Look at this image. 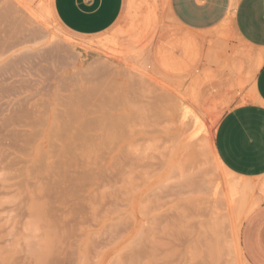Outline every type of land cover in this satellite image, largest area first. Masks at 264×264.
I'll list each match as a JSON object with an SVG mask.
<instances>
[{
	"label": "rangeland",
	"instance_id": "obj_1",
	"mask_svg": "<svg viewBox=\"0 0 264 264\" xmlns=\"http://www.w3.org/2000/svg\"><path fill=\"white\" fill-rule=\"evenodd\" d=\"M51 3L0 0V264H251L242 214L258 195L229 200L242 182L210 147L262 62L230 16L165 34L162 4L130 0L108 31L76 37Z\"/></svg>",
	"mask_w": 264,
	"mask_h": 264
},
{
	"label": "crops",
	"instance_id": "obj_2",
	"mask_svg": "<svg viewBox=\"0 0 264 264\" xmlns=\"http://www.w3.org/2000/svg\"><path fill=\"white\" fill-rule=\"evenodd\" d=\"M157 1L165 10V34L208 29L229 15L238 40L262 59L251 80L250 97L221 116L213 146L222 166L255 188L259 200L245 216L242 243L251 264H264V0ZM51 6L69 34L91 37L119 22L130 0H52Z\"/></svg>",
	"mask_w": 264,
	"mask_h": 264
},
{
	"label": "bare ground",
	"instance_id": "obj_3",
	"mask_svg": "<svg viewBox=\"0 0 264 264\" xmlns=\"http://www.w3.org/2000/svg\"><path fill=\"white\" fill-rule=\"evenodd\" d=\"M45 4V3H44ZM45 15V14H44ZM51 23V22H50ZM54 23V22H53ZM130 44H132V42H129L128 44H127V51H130V50H135V56H137V58L136 59H139L138 57H142V54H143V49H141V48H135V46H134V44H132V45H130ZM126 51V50H125ZM142 61V60H141ZM144 61V60H143ZM139 63H141V62H139ZM144 64H145V62H144ZM141 65V64H140ZM143 65V64H142ZM68 106V105H67ZM71 107H73V106H71ZM75 108V107H74ZM67 109V111L70 109V108H66ZM64 110H65V107H64ZM61 112V111H60ZM69 112V111H68ZM184 112H186V114H189V116H190V118L192 119V124H193V129H192V135L195 137V135H196V133H197V131L200 129V126H201V124H202V121L199 119V117H197L195 114H190L189 113V111H184ZM70 113V112H69ZM107 113V112H106ZM60 114H62V112L60 113ZM71 114V113H70ZM75 114V113H74ZM104 114H105V112H104ZM185 114V113H184ZM183 114V115H184ZM67 115H69V114H67ZM67 115H65V116H67ZM65 116H64V118H65ZM182 116V115H181ZM71 117V116H70ZM183 117V116H182ZM58 118V117H57ZM56 118V119H57ZM64 118H63V120H61V121H65L66 122V120H64ZM184 118H185V116H184ZM184 118H183V120H184ZM62 119V118H61ZM68 119H71V118H67V120ZM60 121V122H61ZM71 121H72V119H71ZM69 122H70V120H69ZM67 123V122H66ZM71 123V122H70ZM70 123H68V125L70 124ZM113 123V122H112ZM59 124V123H58ZM110 124V123H109ZM54 125H55V123H54ZM67 125V124H66ZM65 124H64V127L66 126ZM67 125V126H68ZM112 125V124H111ZM107 126H108V124H107ZM107 126H104L105 127V130H106V127ZM113 127H115V125H114V123H113V125H112ZM112 126H110V128L112 127ZM55 127V126H54ZM63 127V128H64ZM70 127V126H69ZM112 127V128H113ZM53 128V127H52ZM58 128L60 129V126H58ZM66 128H68V127H66ZM81 130H83V129H85L86 127H79ZM57 129V128H56ZM62 129V128H61ZM61 129H60V131H61ZM71 129V128H70ZM89 129V128H88ZM103 129V128H102ZM101 129V130H102ZM109 129V128H108ZM116 129V128H115ZM113 130V132L114 131H116V130ZM64 130V129H63ZM65 131H67V130H65ZM64 131V132H65ZM68 131H69V129H68ZM108 131V130H107ZM58 132V131H57ZM63 131H62V133L61 134H63L64 133ZM113 132H110V134L112 135V133ZM107 133H109V131L107 132ZM107 133L105 134V135H107ZM54 134V133H53ZM82 134H84V133H80V135H82ZM103 134H104V132H103ZM102 134V135H103ZM55 135H57L58 136V134L56 133V131H55ZM60 135V134H59ZM79 135V134H78ZM105 135H104V137H105ZM57 136H56V138H57ZM108 136H109V134L106 136V138H108ZM192 136V137H193ZM55 137V136H54ZM58 137H61V136H58ZM84 136H82V138H83ZM112 137V136H111ZM190 137V136H189ZM64 138H66V136L65 137H63V139ZM103 138V137H102ZM79 139H81V137H79ZM84 139H85V137H84ZM105 139V138H104ZM110 138H108V140H109ZM111 140V139H110ZM109 140V141H110ZM87 141V140H86ZM86 141H83V143H86L87 144V142ZM102 142V141H101ZM82 143V142H81ZM106 143V142H105ZM104 142L102 143L103 145L105 144ZM110 143V142H109ZM116 143V142H115ZM67 143H65V145H66ZM70 144V143H69ZM69 144H68V146H69ZM86 144H83V148H84V145H86ZM89 145H90V143H88ZM113 144V143H112ZM71 146H72V148H74V146L72 145V144H70ZM93 145V144H92ZM102 145V146H103ZM106 145V144H105ZM104 145V146H105ZM68 146H65L64 148H66V147H68ZM209 146V145H208ZM82 147V146H81ZM92 146H90V148H91ZM189 147V146H188ZM210 147H211V149H212V158L215 160V164L217 165H220L221 167L220 168H222L223 166H222V164L219 162V160H218V158H217V156H216V153H215V150H214V146H212V144L210 145ZM64 148H62V149H64ZM71 148V147H70ZM71 148V149H72ZM77 148V147H76ZM83 148H81V150H83ZM87 148H88V146H87ZM96 148V147H95ZM94 148V149H95ZM98 149L100 148V147H97ZM69 150V153H70V151L72 152V150ZM79 149V148H78ZM74 150H76V149H74ZM74 150H73V155H74ZM210 150V149H209ZM66 151V150H65ZM65 151H62L61 153H63V152H65ZM68 151V150H67ZM60 152V151H59ZM83 152V151H82ZM66 153V152H65ZM64 153V154H65ZM68 153V152H67ZM68 153V154H69ZM96 153V152H95ZM81 154V153H80ZM84 154V153H83ZM72 155V156H73ZM63 156V155H62ZM69 156H71V154L69 155ZM65 157V156H64ZM66 158V157H65ZM72 158V157H71ZM85 158V157H84ZM70 160V159H69ZM82 160H84V159H82ZM82 162H84V161H82ZM60 165H62V164H60ZM217 165V166H218ZM219 167V166H218ZM226 168H224V170H225ZM228 171V170H227ZM231 173V172H230ZM235 177V176H234ZM238 179V178H237ZM234 181V180H233ZM236 181V180H235ZM239 181V180H238ZM242 182V181H241ZM229 184V183H228ZM70 185H73V184H70ZM76 185V184H75ZM74 185V186H75ZM240 185V183L238 184V183H232L231 185H228V188L225 190V196L229 199V200H232V198L236 195V193L237 192H239V189H241V188H244L245 187V185H246V183H245V181L244 182H242V184H241V186H239ZM256 185V184H255ZM249 186V185H248ZM252 187V186H251ZM262 187H264V182H262ZM248 189V188H247ZM250 189V188H249ZM255 189V188H254ZM256 189H257V187H256ZM259 190H260V188H259ZM262 190H264V189H262ZM69 191V190H68ZM72 190H70V192H71ZM74 191H75V189H74ZM248 192H250V191H248ZM72 193V192H71ZM76 193V192H75ZM201 193V192H200ZM210 193V192H209ZM262 193H264V191H262ZM69 195V194H68ZM75 195V194H74ZM202 199V198H201ZM227 199V200H228ZM221 201H219V203H220ZM32 203V202H31ZM34 203V202H33ZM210 203V202H209ZM218 203V204H219ZM229 203H230V201H229ZM45 204V203H44ZM47 204V203H46ZM45 204V205H46ZM215 204V203H214ZM83 205V204H82ZM210 205H212V204H210ZM209 205V206H210ZM46 206H48V204L46 205ZM84 206V205H83ZM82 206V207H83ZM217 206H220V205H216V207ZM79 207H81L80 205H79ZM212 208H213V205L211 206ZM210 207V208H211ZM251 207H253V206H249V207H247L246 209H245V211H243V214H242V216H246L247 214H248V212L250 211V209H251ZM47 208H49V207H47ZM50 208H51V206H50ZM206 208H207V206H206ZM211 208V209H212ZM217 208H219V207H217ZM52 209V208H51ZM79 210H80V208H78ZM209 209V208H208ZM213 209H215V208H213ZM212 209V210H213ZM220 210H222L221 209V206H220ZM48 211V210H47ZM46 211V212H47ZM32 212H33V215L36 217V218H38V219H41L42 217H43V211H42V209H41V207H40V205L39 204H34L33 205V208H32ZM79 212V211H78ZM215 212V211H214ZM48 213V212H47ZM46 213V214H47ZM51 213V212H50ZM220 213H222V212H220ZM240 213V212H239ZM76 214V213H75ZM47 215H50V214H47ZM213 216V215H212ZM213 218V217H212ZM211 218V219H212ZM218 219V218H217ZM44 220V219H43ZM52 221V220H51ZM211 221V220H210ZM53 222V221H52ZM223 222V221H222ZM55 224V223H54ZM207 224H208V222H207ZM51 225V224H50ZM208 226V225H207ZM210 226V225H209ZM223 227V226H222ZM212 228V227H211ZM208 230V229H207ZM214 230V229H213ZM206 231V230H205ZM216 231H218V230H216ZM182 232V231H181ZM207 232V231H206ZM208 234H209V232H208ZM207 234V235H208ZM65 235H66V233H65ZM63 237H65L64 235H63ZM211 237V236H210ZM215 237V236H214ZM219 237V236H218ZM61 239H63V238H61ZM178 239V238H177ZM220 239V238H219ZM215 240H216V238H215ZM53 241V234H50V237L48 238V240H47V245L50 247L51 246V242ZM210 241H212V240H210ZM210 241H209V243H210ZM217 242H218V240H216ZM236 241H237V239H236ZM233 248V247H232ZM216 249L218 250V247L216 246ZM240 251V250H239ZM219 252V251H218ZM241 252V251H240ZM36 253V252H35ZM37 253H39V251H37ZM36 253V254H37ZM40 256V258L42 259V257L44 256V255H42V254H40L39 255ZM42 256V257H41ZM209 256H211V254L209 255ZM221 256V255H220ZM240 258H242V256H240ZM242 261H243V258H242ZM244 262V261H243ZM220 263V262H219ZM244 263H246V262H244ZM221 264V263H220ZM247 264V263H246Z\"/></svg>",
	"mask_w": 264,
	"mask_h": 264
}]
</instances>
